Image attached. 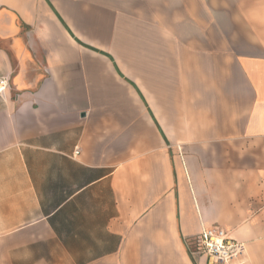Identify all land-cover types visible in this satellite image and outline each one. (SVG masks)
Returning a JSON list of instances; mask_svg holds the SVG:
<instances>
[{
  "label": "crops",
  "instance_id": "1",
  "mask_svg": "<svg viewBox=\"0 0 264 264\" xmlns=\"http://www.w3.org/2000/svg\"><path fill=\"white\" fill-rule=\"evenodd\" d=\"M0 264H264V0H0Z\"/></svg>",
  "mask_w": 264,
  "mask_h": 264
},
{
  "label": "built area",
  "instance_id": "2",
  "mask_svg": "<svg viewBox=\"0 0 264 264\" xmlns=\"http://www.w3.org/2000/svg\"><path fill=\"white\" fill-rule=\"evenodd\" d=\"M7 80L0 79V95L7 88ZM191 254L207 258V264H229L244 252L242 244L219 228H203L201 233L187 241Z\"/></svg>",
  "mask_w": 264,
  "mask_h": 264
}]
</instances>
